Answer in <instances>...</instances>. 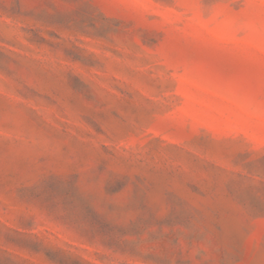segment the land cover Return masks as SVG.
I'll use <instances>...</instances> for the list:
<instances>
[{
    "label": "rangeland",
    "instance_id": "1",
    "mask_svg": "<svg viewBox=\"0 0 264 264\" xmlns=\"http://www.w3.org/2000/svg\"><path fill=\"white\" fill-rule=\"evenodd\" d=\"M0 264H264V0H0Z\"/></svg>",
    "mask_w": 264,
    "mask_h": 264
}]
</instances>
